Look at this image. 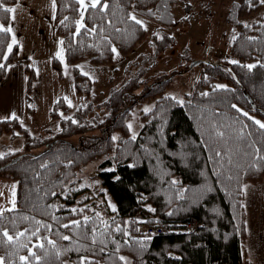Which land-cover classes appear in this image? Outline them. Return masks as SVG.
I'll return each instance as SVG.
<instances>
[{
	"label": "trees",
	"instance_id": "16d2710c",
	"mask_svg": "<svg viewBox=\"0 0 264 264\" xmlns=\"http://www.w3.org/2000/svg\"><path fill=\"white\" fill-rule=\"evenodd\" d=\"M187 1L101 0L107 7L89 6L80 27L78 0H55V31L73 68L76 94L88 100L94 83L78 68L80 61L111 64L113 48L127 56L146 38V28L130 14L172 27L177 6L192 9ZM16 2L3 0L5 7ZM262 5L260 0H233L232 21ZM11 18L12 13L0 10V24L10 27ZM9 44L11 33L0 32V82L19 57L18 45L9 52ZM173 44L169 35L157 39L156 53ZM231 55L237 63L201 62V76L183 101L166 94L172 77L160 78L138 94L143 83L135 77L111 93L102 122L83 121L87 109L72 108L64 98L50 111L58 123L53 136H33L17 118L0 120V138L10 134L15 139L17 132L24 137L22 152L8 151L0 159V177L17 182L16 208L0 214L3 264H80L82 257H87L86 264H124L125 255L134 264H242L244 184L264 180V129L254 123L264 120V18L242 27ZM52 65L63 80L62 62L54 58ZM247 65L255 67L249 70ZM26 72L31 91L35 71L27 64ZM147 100L155 105L133 137L127 123L130 111ZM72 111L71 117H63ZM106 155L110 157L99 174L116 211L106 202H94L88 188L73 189L81 171ZM114 164L115 169H107ZM99 211L111 218L104 221ZM190 221L195 230L188 229ZM145 226L161 227L162 232L147 236L140 232Z\"/></svg>",
	"mask_w": 264,
	"mask_h": 264
},
{
	"label": "rangeland",
	"instance_id": "374dc122",
	"mask_svg": "<svg viewBox=\"0 0 264 264\" xmlns=\"http://www.w3.org/2000/svg\"><path fill=\"white\" fill-rule=\"evenodd\" d=\"M55 2V1H54ZM191 10L182 3L176 7V23L172 27H163L158 23L141 16L135 15L138 20L143 21L147 30L146 38L129 55L125 56L116 51L115 60L111 64L96 65L86 59L80 61L77 66L82 73L93 80L90 98L85 100L83 96L77 95L74 84L73 68L64 61L63 72L65 79L55 101L64 98L72 108L82 107L87 109L82 115V120L88 123L102 122L108 114L107 100L111 93L122 87L126 82L135 77H140L143 85L136 91L141 93L146 86L158 79L170 78L172 81L167 87L166 94L183 101L187 93H190L201 76L203 67L197 64L190 67L193 62L204 61L209 63H230L235 61L231 55V45L242 27L253 25L264 18V4L260 10L250 16L241 18L239 22L232 21L230 10L233 0H188ZM87 10V9H86ZM86 10L80 5V17L78 24H83ZM83 13V15L81 14ZM230 17V18H229ZM165 35L174 38V44L165 51L156 53V41ZM62 41L61 38H59ZM63 47V44H61ZM64 53V48H63ZM65 57V56H64ZM189 67V68H188ZM17 67L14 68L16 70ZM27 78V73H26ZM42 76H40V80ZM39 84V83H38ZM38 84L31 91L27 90V80L20 87L7 84L5 90L0 87V119H12L15 114L23 126L30 130L33 136H53L57 130L58 123L51 119L50 113L46 111L38 97L41 91L47 94V88ZM223 85V84H221ZM15 98V106L8 101L10 95ZM26 101V106L33 111L19 112V105ZM54 101V102H55ZM155 105V100L143 101L136 104L130 111L127 120L131 135L137 137L144 125L142 117ZM147 109V111H146ZM71 113H63V117H71ZM264 122L262 119H258ZM101 133V129L95 131ZM18 137L11 139L10 134H4L0 138V154L5 152H22L24 150V137L20 132ZM108 155L90 163L78 175L73 185L74 190L88 188L94 197V202L101 200L108 204L112 211L117 210L116 202L107 188L103 185L100 177L101 163ZM108 167V170L115 169ZM13 186H15L13 188ZM17 182L12 179L0 177V214L16 208ZM99 198V199H98ZM15 201L13 205L12 201ZM244 205L250 224L256 227L252 230V238L246 235L243 243V263L264 264V180L261 183L244 184ZM103 220H109L106 212L99 211ZM104 214V215H103ZM247 229V224H246ZM251 235V234H250ZM255 254L254 258L251 254ZM124 264H134L132 258L123 256ZM254 261H251V260ZM64 264H74L71 260ZM96 264H101L100 262Z\"/></svg>",
	"mask_w": 264,
	"mask_h": 264
},
{
	"label": "crops",
	"instance_id": "0c3cea01",
	"mask_svg": "<svg viewBox=\"0 0 264 264\" xmlns=\"http://www.w3.org/2000/svg\"><path fill=\"white\" fill-rule=\"evenodd\" d=\"M13 8L16 11L12 13L10 23V27L12 28L11 37L12 39L15 38V44L19 47V57L14 64L8 67L6 78L0 82L1 91L5 90L7 87L4 86L9 83L15 86L18 85L21 88L27 80V64H30L35 71L34 87L35 83L36 86L39 83L38 90L43 85L47 88V94L41 91L38 97L44 106L43 108L50 113L55 101L53 96L60 94L58 89L62 85V80L59 79L57 72L54 70L52 61L54 58H58L62 62L63 67L64 61H66L63 51L62 59L60 56H57V53L63 47L60 43V37L55 31L56 4L55 2L53 3V0H17ZM15 67H17L16 70H14ZM40 76H42V81L40 80ZM9 95L8 101L15 106L17 100L15 102V98L11 94ZM25 102L23 101L19 105V112L26 115L28 106H26ZM246 224L247 236L252 238V230L256 225L249 223L247 212ZM254 255L252 253L251 257L254 258ZM251 261L254 260L252 259Z\"/></svg>",
	"mask_w": 264,
	"mask_h": 264
},
{
	"label": "snow or ice",
	"instance_id": "6c2138e0",
	"mask_svg": "<svg viewBox=\"0 0 264 264\" xmlns=\"http://www.w3.org/2000/svg\"><path fill=\"white\" fill-rule=\"evenodd\" d=\"M53 3H54V0H53ZM78 3L86 10L89 6L92 7V8H96L98 6H102L104 8L107 7L106 4L104 5H101V0H78ZM260 3L261 4H264V0H260ZM0 10H2L3 12L5 13H15L16 9L13 8V7H5L4 6V3H3V0H0ZM83 15V13H81ZM14 18V17H13ZM132 21H134L136 24L138 25H143V21L141 20H138L136 18V16L134 14H130V17H129ZM80 27H84L83 24L80 25ZM0 32H4V33H11L12 32V28L11 27H5L4 25L0 24ZM16 43V40L15 38L12 39V44H9L8 45V51L11 52L12 51V45ZM61 44H63V41L60 42ZM62 51L63 49H61L60 52L57 53V56H60L61 59H62ZM113 52H116V49L113 48L112 49ZM232 63H237V61H232ZM249 70H251L253 67H255V65H247L246 66ZM0 68H4V65L3 64H0ZM217 87H224L223 85H218ZM233 107H235V105H233ZM147 111V109H146ZM239 111V110H238ZM244 116H248V113H243ZM12 119H16L17 117L15 116V114L12 115L11 117ZM249 119H252L251 117H249ZM254 123L256 125L259 126L260 129H264V122H261L259 120H254ZM130 127V126H129ZM3 155L4 154H0V159L3 158ZM261 159H264V157H261ZM15 186H13L14 188ZM13 205L15 204V201L13 200L12 201ZM73 212H76V209H72ZM85 220H87L88 218L85 217L84 218ZM39 223V222H38ZM72 224L74 225H79L80 224V221H73ZM64 227H69V225L65 224L63 225ZM35 235V233H33ZM5 236H7L8 240L11 241L13 239L12 236H9L7 232L4 233ZM19 235L23 236L24 233H20ZM64 240H68L70 239L69 236H63L62 237ZM49 244H52L53 247H55V242L54 241H49ZM38 247L40 248H43L44 245L43 244H39ZM31 255L35 256V253H31ZM22 261H27L28 260V257H21L20 258ZM121 259H124L123 257H121ZM86 261H87V257H82L81 260H80V264H86ZM0 264H3V258H0Z\"/></svg>",
	"mask_w": 264,
	"mask_h": 264
},
{
	"label": "built area",
	"instance_id": "2783aa9c",
	"mask_svg": "<svg viewBox=\"0 0 264 264\" xmlns=\"http://www.w3.org/2000/svg\"><path fill=\"white\" fill-rule=\"evenodd\" d=\"M196 224L194 221H190L187 223V227L190 230H195L196 229ZM140 232L142 234H145L147 236H151V235H155V234H160L162 232V228L161 227H156V226H145L140 228Z\"/></svg>",
	"mask_w": 264,
	"mask_h": 264
},
{
	"label": "water",
	"instance_id": "95a60500",
	"mask_svg": "<svg viewBox=\"0 0 264 264\" xmlns=\"http://www.w3.org/2000/svg\"><path fill=\"white\" fill-rule=\"evenodd\" d=\"M201 62H203V61L193 62V63L190 65V67L192 68V67H194L195 65L200 64Z\"/></svg>",
	"mask_w": 264,
	"mask_h": 264
}]
</instances>
